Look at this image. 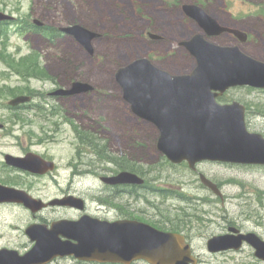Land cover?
Listing matches in <instances>:
<instances>
[{"label":"rangeland","instance_id":"374dc122","mask_svg":"<svg viewBox=\"0 0 264 264\" xmlns=\"http://www.w3.org/2000/svg\"><path fill=\"white\" fill-rule=\"evenodd\" d=\"M184 4L200 5L223 25L249 35L245 42L229 33L207 36L209 40L220 45H239L264 61V0H0V11L16 19L0 24V182H15L8 173L11 168L6 166L5 155H19L27 150L46 153L62 175L76 170L81 159L89 166L108 167L99 156L89 154L93 148L81 144L68 124L67 112L77 111L71 100L70 108L59 114L50 113V107L42 108L44 104L58 103L46 98L48 92L69 88L74 81L89 82L97 87L93 98L106 97L110 101L104 104L94 100L90 104L93 108L89 107V117L95 130L83 134L99 144V150L108 145L115 157L126 152V141L139 138L147 145V161L142 159L137 166L143 163L139 170L148 181L149 222H173L172 226L179 228L186 222L199 223L191 234L196 235L197 245L202 241L197 234L217 230L216 226L207 228L209 222H245L248 228L255 227L252 222H261L259 229L264 230V165L204 161L193 170L187 162L175 164L155 151L160 135L156 127L149 122L139 123L122 101L115 73L136 59L150 58L175 75L190 73L196 66L195 58L182 42L205 32L185 14ZM34 20L44 24L43 30L36 29ZM74 24L99 34L93 42L94 55L74 37L60 31L61 27ZM148 32L156 33L160 39L149 38ZM27 56L31 58L22 63L21 58ZM36 63L46 67L53 80L35 75ZM20 94L36 98L23 109H13L9 102ZM224 96L223 103L239 101L247 105L248 129L264 135L263 91L239 87ZM76 114H86L78 111L72 115V121L81 125ZM116 134L120 135L119 143L112 141ZM201 174L221 187L225 200L207 189ZM56 187L50 184L51 197L57 194ZM28 220L27 213L20 209L0 207V249L23 252L30 248L25 249L26 238L20 236L18 229Z\"/></svg>","mask_w":264,"mask_h":264},{"label":"water","instance_id":"95a60500","mask_svg":"<svg viewBox=\"0 0 264 264\" xmlns=\"http://www.w3.org/2000/svg\"><path fill=\"white\" fill-rule=\"evenodd\" d=\"M183 10L208 35L228 31L241 41L247 40L246 32L221 25L197 4H185ZM13 18L0 12V21ZM34 22L43 25L39 20ZM61 30L73 35L90 51L93 50V40L99 36L81 24L62 27ZM151 36L160 37L152 33ZM182 45L196 59V66L190 73L172 74L144 57L120 67L115 74L134 112L159 128V149L172 162L187 161L192 169L203 160L264 165V135L249 131L246 106L239 101L222 104L217 100L231 87L264 88V61L245 53L238 45L215 44L201 33L182 42ZM92 88L88 82L75 81L71 88H59L54 94H74ZM30 98L21 95L9 103L18 106ZM6 159L11 165L35 171L53 170L55 166L54 162H47L44 167L39 159L32 157L17 158L8 154ZM117 178L119 181L143 182L142 178L130 172H124ZM201 180L222 195L218 186L205 175L201 174ZM74 200L78 201L68 197L59 202L72 204ZM4 201H21L30 207L38 202L23 191L0 184V202ZM76 225L84 228L75 234L77 243L63 242L48 233L24 254L16 249H0V264H47L58 255L70 254L100 262L135 259H146L153 264L184 262L185 245L181 234L163 232L142 222H57L54 226L77 228ZM28 232L31 233L30 228ZM254 238L257 239V254L264 258V241L257 235ZM209 245L220 250L228 248L231 242L220 236L211 239Z\"/></svg>","mask_w":264,"mask_h":264},{"label":"flooded vegetation","instance_id":"af4514ba","mask_svg":"<svg viewBox=\"0 0 264 264\" xmlns=\"http://www.w3.org/2000/svg\"><path fill=\"white\" fill-rule=\"evenodd\" d=\"M226 33L228 32L223 34ZM229 34L236 38L233 33L229 32ZM148 36L153 39L149 35V32ZM87 51L90 55L95 54L94 48L92 51ZM50 79L53 80V78ZM116 82L119 84L117 79ZM92 86L93 88L91 90L81 91L74 94L56 95L54 94L55 91H50L46 94V98L54 99L58 101V103H53L52 106H49V103L47 104L48 106L44 104L42 108L48 109L50 107V109H48L50 113L59 114L63 111L66 112L70 108V102L68 100H71L75 107H77L76 112L83 111L86 115H75V117L80 120V123H82L81 125L72 121V115L76 112H67L68 117L66 119L69 118L68 124L73 127L76 132V138L81 144L93 148L89 154L99 156L102 161L108 163L107 168L96 164H92L91 167L81 159V164L76 166V170L62 175V173L57 170V164L54 159L44 152L40 153L33 150H27L22 154L13 156L17 158L32 157L34 159H39L44 167L47 165V162H55L53 170L47 169L43 171H35L11 165L6 159V155L8 154L5 155L6 166L11 168L8 173H11L15 182L11 185L3 182H0V184L23 191V193L28 195L31 199L38 201L37 203L35 202L33 207L27 206L21 201L0 202V207L2 208H15L27 213L29 217L27 224L24 227L18 228L20 230V236L26 238L27 243L25 244V249L26 247H30L29 249H31L38 239H43V237L46 238L48 233L50 236H57L63 242L77 243L78 240L75 237L77 235L75 234L80 233L81 230H84V228L78 225H76L77 228H75V226L55 227L54 225L57 222H142L149 224L160 231L181 234L184 237L185 247L183 250L185 253L183 264H214L215 261H218V264H264V258L257 254V247L255 243L257 242V239L254 238V235H257L264 241V230L259 229V226L263 225L261 222H252L255 227L253 226L250 228L245 226V222H209L206 227L211 228L212 226H216L217 230L212 231V233L209 231L201 235L197 234L198 237L202 238L199 245H197L194 241L196 235H191L195 228L199 227V223L186 222V224L183 225V228H179L172 226L175 224L173 222H149L147 219L146 194L148 181L139 170L142 169L143 163L137 166V163L143 162L142 159L147 161V145L139 140V138H134L132 141H126L124 143V149L126 152L123 151L121 155L115 157L112 156L113 151L110 150L108 145H105L104 149L99 150V144L89 139L88 135L85 136L83 134H89L88 131L95 130L94 127H92L94 125L93 120L89 117V114H91L90 108H93L90 104L94 103V100L97 103L101 100L104 104L110 101L107 100L106 97H100L99 99L93 98L94 93L97 91V87L93 84ZM119 86L122 89V101L127 106L129 112L139 121V123L149 122L134 112L132 103L125 97L122 86L120 84ZM259 90L264 92V89ZM225 94L218 97L220 102H222V100L225 101ZM20 95L30 96L31 98L27 102H24L16 107H12L13 109H23L21 108L22 106L32 104L36 98L32 94ZM153 125L159 131L158 127L155 124ZM88 126L93 129L88 128ZM95 135H97L96 132ZM119 137L120 135L116 134L115 140L112 139V141L119 143ZM158 143L159 138L154 147L155 151L164 156L158 147ZM91 144L95 145L97 148L91 146ZM85 152L88 154L87 151ZM106 152L108 154H106ZM136 154L140 155L141 158ZM80 155L81 152L79 153V156ZM124 172L134 173L144 181L142 183L119 181L117 177ZM50 184L57 186V194L52 197L50 196V193H48ZM217 186L221 188L218 184ZM207 189L211 190L208 187ZM211 191L213 192V190ZM214 194L221 200H225L224 195L222 196L216 194V192H214ZM68 197H74L75 199H78V201L74 200V203L72 204H63L59 202L67 199ZM142 202L144 205H142ZM39 205L41 206L38 207ZM29 228L31 229V233L28 232ZM220 236L227 237L228 241L231 242V245H229L226 249H212L209 245V241ZM29 249L23 252L18 251L20 254H24ZM48 264L153 263L146 259H135L127 262H100L95 260L80 259L76 255L70 254L58 255Z\"/></svg>","mask_w":264,"mask_h":264},{"label":"trees","instance_id":"16d2710c","mask_svg":"<svg viewBox=\"0 0 264 264\" xmlns=\"http://www.w3.org/2000/svg\"><path fill=\"white\" fill-rule=\"evenodd\" d=\"M36 29H39V28H36ZM42 30H43V28H42ZM31 58V56H27V57H22L21 58V60H22V63H23V61H25L26 59H30ZM33 59H38V58H34V57H32ZM21 63V64H22ZM27 67H28V65H27ZM35 68V75H37V76H40V77H48V78H52V76L47 72V69H46V67L44 68V67H41L38 63H36V66L34 67ZM29 69V68H28Z\"/></svg>","mask_w":264,"mask_h":264}]
</instances>
